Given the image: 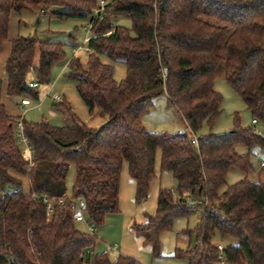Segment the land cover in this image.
Returning <instances> with one entry per match:
<instances>
[{
  "label": "trees",
  "instance_id": "obj_1",
  "mask_svg": "<svg viewBox=\"0 0 264 264\" xmlns=\"http://www.w3.org/2000/svg\"><path fill=\"white\" fill-rule=\"evenodd\" d=\"M105 1L102 18L95 19L100 0H0V49L10 41L14 12L89 20L87 63L72 58L66 77L76 83L90 114L108 119L100 129L90 128L66 102L71 119L66 126L10 115L4 91L11 98L38 99L31 79L49 83L66 57L63 43L35 37L11 41L6 79L0 78V264H136L124 255L112 260L108 253L91 254L98 237L77 228L70 207L83 199L86 221L95 227L119 213L124 163L136 201L145 200L159 151L160 168L172 174L176 190H159L155 214L132 226L136 236L160 256L161 235L200 208L197 227L184 231L195 234V244L177 249V258L187 264H264V181L246 177L220 191L232 168L244 174L254 168V154L239 155L236 146L264 150V137L253 127L243 128L239 115L229 132L197 136L205 126L212 131L222 115L224 98L214 89L220 67L253 120L264 125V0ZM118 18L129 19L131 28L114 25ZM115 64L126 66L121 82L115 80ZM164 96L189 132L147 130L143 117ZM19 122L33 166L23 155ZM71 167L75 182L68 197ZM44 196L54 200L50 217ZM227 238L234 243L225 244ZM215 242L223 244L222 252Z\"/></svg>",
  "mask_w": 264,
  "mask_h": 264
},
{
  "label": "rangeland",
  "instance_id": "obj_2",
  "mask_svg": "<svg viewBox=\"0 0 264 264\" xmlns=\"http://www.w3.org/2000/svg\"><path fill=\"white\" fill-rule=\"evenodd\" d=\"M88 24L89 20H62L27 10L12 14L9 35L10 41L7 44H11L12 40L19 37H35L40 41L58 42L66 45V57L52 70L50 82L47 84H39L37 89L39 98H26L32 103L28 107L21 108L17 105L15 106L21 115L24 114L23 117L26 121L36 123L44 121L54 126L70 125L71 119L68 110L62 105L66 102L69 104L72 113L88 127L100 129L108 123L107 117L92 116L90 114L86 103L76 90V83L66 77L67 67L72 58H80L84 66L87 63L88 54L85 50L87 47L86 39L91 36V32L89 33L87 31ZM114 25L131 28V21L126 18H118L114 21ZM72 42L75 43V47L71 46ZM102 61L106 64H111L106 57H103ZM125 77L126 66L123 64H115V80L121 82ZM31 80L33 81V79ZM214 89L224 98L222 115L212 131H210L209 127L205 126L197 136L206 135L210 132L213 134L229 132L234 128L236 115H239L243 128L253 127L255 129L252 114L247 110L244 101L224 80L222 67L218 69ZM55 96H59L60 100L55 101ZM10 100L15 104H20L23 99L13 97ZM143 123L147 130L151 132H189L182 116L173 106L167 105V100L164 97L156 100L155 108L143 117ZM256 128L264 134L263 124L259 123L256 125ZM249 151L254 154L252 157L253 170L249 174H244L238 169L232 168L220 189L221 192L226 190L228 186L246 177L250 181H264V167H262L264 150L257 147L250 150L243 145L236 146V152L239 155H245ZM74 182L75 168L71 167L67 178L68 197L72 195ZM176 186V180L172 174L167 171H162L160 168L159 151L156 162V178L151 183L148 197L138 202L136 201L135 182L129 174L128 164L124 163L120 182L119 213L107 216L104 224L100 227H95L93 224L88 223H79L76 225L79 230L92 233L98 237L97 244L89 250L90 253H108L112 260L117 259L120 255H124L135 259L136 264H187V261L177 258L175 253L177 249L187 250L195 244V234L189 236L184 231H193L197 227L201 218L200 208L195 209L187 218L177 219L174 222L172 230L164 232L161 235L160 256L154 255L152 247L145 245L142 239L137 237L132 230L134 224H142L147 220V215L155 214L159 190L161 188H169L175 192ZM24 190H29V186L24 187ZM230 243L233 244L234 240L227 238L225 244ZM215 244L223 245L220 242H215ZM114 247L115 250H112Z\"/></svg>",
  "mask_w": 264,
  "mask_h": 264
},
{
  "label": "built area",
  "instance_id": "obj_3",
  "mask_svg": "<svg viewBox=\"0 0 264 264\" xmlns=\"http://www.w3.org/2000/svg\"><path fill=\"white\" fill-rule=\"evenodd\" d=\"M105 0H101V3H100V8L97 9L94 13V17L95 19L96 18H102V15H103V12H104V9H105ZM42 15L44 14V12L41 13ZM91 29H92V24L89 23L88 24V27H87V31L90 33L91 32ZM92 38V34L91 36H89V38H87V43L88 41ZM85 50L88 52L89 49L86 47ZM31 72H33V70L31 69ZM164 73H166V70H164ZM30 87L32 89H38V86H39V82L37 80H33L29 83ZM54 100L57 101V100H60V97L59 96H55L54 97ZM31 104V101L28 100V99H23L21 101V105L22 106H28ZM257 121L256 120H253V125L256 127L257 125ZM18 129H19V132H18V136H19V142L24 144V146L26 147L24 152H23V155L26 159H28L30 161V165L33 166V163H32V156H33V151L28 147L27 145V140L24 138L23 136V125H22V122H19L18 123ZM255 134L258 135V136H261V137H264V134L258 130L257 128H255L254 130ZM194 143L197 145L198 144V141L196 139V137H194ZM262 167H264V162H262ZM4 195V193H3ZM43 200H44V203L47 205V209H46V214L48 217H50L52 214H53V211H54V208H53V199L48 197V196H44L43 197ZM62 203V202H60ZM71 213H72V217H73V220L74 222L76 223H87L86 221V215H85V209H86V202L83 200V199H78L76 201H73L72 204H71ZM216 248L222 252L224 250V247L223 245L221 244H215ZM112 250H115V247L112 248ZM220 258H222V256H220Z\"/></svg>",
  "mask_w": 264,
  "mask_h": 264
},
{
  "label": "crops",
  "instance_id": "obj_4",
  "mask_svg": "<svg viewBox=\"0 0 264 264\" xmlns=\"http://www.w3.org/2000/svg\"><path fill=\"white\" fill-rule=\"evenodd\" d=\"M13 41V40H12ZM10 49H11V44H4V47L2 49H0V53H1V57H0V78L2 79H6V73H5V64H6V61H7V58L10 54ZM5 90V89H4ZM164 98H166L167 100V97L164 96ZM11 98L8 97L6 94H5V91H4V95H3V102L6 106V109H7V112L10 114V115H16L18 118L20 119H23L25 120V118L23 117V115H21V113L15 108V106H19L21 108H24V106L20 104H15L14 102H12L10 100ZM32 104V103H31ZM30 104V105H31ZM28 105V106H30ZM167 105L168 106H172L168 103V100H167ZM28 106H25V107H28ZM174 107V106H173ZM175 108V107H174ZM176 109V108H175ZM177 110V109H176ZM180 114V113H179ZM181 115V114H180ZM23 185L24 187H26L27 185L29 186V180L25 177L23 178ZM25 192H28V190H25Z\"/></svg>",
  "mask_w": 264,
  "mask_h": 264
}]
</instances>
